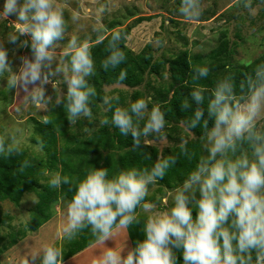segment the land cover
Listing matches in <instances>:
<instances>
[{
	"label": "clouds",
	"instance_id": "clouds-1",
	"mask_svg": "<svg viewBox=\"0 0 264 264\" xmlns=\"http://www.w3.org/2000/svg\"><path fill=\"white\" fill-rule=\"evenodd\" d=\"M241 4L255 15L253 0H241ZM105 10H111L109 4L102 7ZM177 11L188 22L198 21L202 0H180ZM11 16L15 21L10 24L19 33L9 32L8 43L29 49L30 56L19 57L16 71L7 48L0 44V77L5 78L7 88L22 90L24 104L44 108L53 104L45 86L62 77L67 91L55 97V107L63 106L69 124L91 119L90 102L98 95L88 79L96 70L92 37L66 36L69 21L58 0H5L0 19ZM70 19L77 23L80 13L74 12ZM93 32L96 43L107 39V55L100 66L105 71L117 69L127 59L120 45L128 35L113 30L108 38L99 29ZM66 38V44L58 43ZM209 73L206 64L191 66L190 99L180 104L181 112L189 113L180 126L193 134L200 130L199 152L188 147L189 137L181 135L178 154L158 155L150 165L111 175L109 168L92 165L82 178L57 172L49 179V187L71 193L59 235L70 242L87 232V248L103 246L91 264H264V62L255 64L238 82L226 70L211 88L201 83ZM126 78L127 71L121 70L117 84ZM149 99L139 98L124 107L118 95L102 97L111 118L101 124L117 129L122 137L130 134L132 150L145 161L153 160L145 150L152 144L149 137L167 139L166 112L157 104L149 107ZM19 145L17 135H0V155H21ZM181 159L195 162L194 167L170 190V206L161 207V200L168 203L167 196L148 199L150 186L163 180ZM30 166L25 159L18 171L23 173ZM135 228L144 238L130 247V230ZM121 234L128 235L125 247L106 246ZM19 264H65L64 252L60 246L45 243Z\"/></svg>",
	"mask_w": 264,
	"mask_h": 264
},
{
	"label": "rangeland",
	"instance_id": "rangeland-1",
	"mask_svg": "<svg viewBox=\"0 0 264 264\" xmlns=\"http://www.w3.org/2000/svg\"><path fill=\"white\" fill-rule=\"evenodd\" d=\"M4 3L5 0H0V11L3 10ZM106 4L110 5L111 10L101 11ZM179 4L180 0H58V6L63 8L65 18L69 21L66 36L75 35L80 39L91 36V45L96 43L93 28L108 35L113 30L119 31L132 26L129 38L125 41L126 47L138 53L149 44L154 60L166 61L184 50H188L191 56L198 55L204 58L211 50L218 47L223 38L228 41L226 67L237 68L248 65L260 57L264 58V2L261 0H253V7L256 8L255 15H250L242 7L241 0H202V15L198 21L193 22L186 21L179 14L177 11ZM74 12L80 13L77 23H72L70 19ZM148 16L154 18L134 24L138 17ZM10 21H15V16L9 17V20L0 19V44L7 48L12 67L18 71L21 63L19 57L30 56V50L19 48L18 44L8 43L9 32L15 30L19 33V29L11 25ZM25 38L27 37H21V40ZM157 40L161 43L157 44ZM58 43L66 44L67 38ZM57 51L59 52L60 49L58 48ZM4 79L0 77V135H5V133L17 135L20 139V149L43 158L44 151L31 142V138L35 135V122L43 120L52 108H56L55 97L61 93L66 94L67 86L62 77H56L51 84L45 86L46 95L52 97L53 104L44 108H36L31 103L24 104L22 99L25 93L22 90L19 93L17 89L9 90ZM169 82L170 77L166 65L162 77L146 74L144 82L134 89L120 84L104 86L102 89L105 95L121 94L125 104L130 103L131 93L137 89L142 93V98H150L149 107H151L156 104L155 91ZM97 105L98 109L91 119L81 118L83 125L80 132L84 137L101 125L106 106L103 102ZM88 123L92 126H88ZM165 133L167 139L162 142L154 136L149 137L152 139L151 146L156 147L160 153L178 145L181 135L189 137L190 140L196 138L180 124L167 125ZM46 176L48 177V174ZM158 189L160 192L157 191ZM149 196L155 198L167 196L168 203L164 204L161 200V207H169L171 204L170 190L157 183L150 186ZM36 202L37 197L34 193L23 194L18 205L6 200L0 202V249L3 244L8 243L11 233L26 229V223L30 220V212ZM66 202L63 199L59 200L47 223L35 232L27 231L26 236L16 245L0 253V264H19L23 257L39 250L45 243L60 246L65 252L68 241L64 240L59 232L65 223ZM87 250L68 259L65 264L72 263L78 259L76 257L83 256L84 252L87 255L96 249L89 252ZM93 258L95 256H91L85 264H91Z\"/></svg>",
	"mask_w": 264,
	"mask_h": 264
},
{
	"label": "trees",
	"instance_id": "trees-1",
	"mask_svg": "<svg viewBox=\"0 0 264 264\" xmlns=\"http://www.w3.org/2000/svg\"><path fill=\"white\" fill-rule=\"evenodd\" d=\"M153 18V16L138 17L134 24L150 21ZM131 29L132 26H128L119 31L129 36ZM111 35L112 32L105 36L110 38ZM106 44L107 39L103 43L91 45L96 70L95 74L88 79L89 83L95 86L98 94L90 102L92 113L97 111V104L102 102V97L105 95L102 88L117 84V77L121 70L127 71V78L120 85L134 89L144 82L146 74L162 77L163 70L167 65L170 82L155 91V103L166 112V126L172 123L180 124L179 121L189 115V113L181 112L180 104L185 98L190 99L192 65L206 64L210 68L209 77L201 83L205 87L211 88L213 81L225 75L226 70L230 69L238 82L252 71L255 64L264 62V58L260 57L245 66L226 67L228 41L224 38L220 41L218 47L211 50L204 58L198 55L191 56L188 50H184L166 61L154 60L149 44L145 45L140 52L134 53L126 47L125 41H122L120 46L127 57L126 61L115 70L105 71L100 64L107 55L105 52ZM189 59H191V65ZM118 96L120 97V105L126 107L136 99L142 98V93L137 89L134 90L131 93L129 104L124 103L121 94ZM46 117L48 118L47 123L45 118L35 122V135L31 138V142L44 151L45 156L43 158L28 153L24 149H21V155L12 157L0 155V202L6 200L18 205L25 193H34L37 197V202L30 212V220L26 223V229L11 233L8 243L2 245L0 253L16 245L20 239L26 236L27 231L35 232L47 223L52 217L54 207L59 200L67 201L71 198V193H68L64 188L54 189L49 187L48 181L51 174L59 172L61 175H68L73 179L82 178L85 170L94 165L97 168H109L111 175L121 169L150 165L158 155L178 154L180 151L178 145L165 149L161 153L156 147L145 148L142 145V148L151 152L153 156L152 161H145L142 160L138 152L132 150L131 135L122 137L118 130L110 125L101 124L95 131L84 137L80 132L83 125L82 119L74 124H69L62 105L52 108ZM105 118L110 119L111 112L106 111L103 113V119ZM88 126H92L91 123H88ZM194 132L196 138L190 140L188 147L199 152L201 150L200 130L196 129ZM25 159L30 161L31 166L20 173L18 170ZM194 163L189 164L186 160L181 159L179 164L170 170L163 180L157 181V184L171 190L176 186L177 181L182 182L183 176L194 167ZM157 191L160 192V189ZM154 198V196L148 197L150 200ZM143 238V234L139 232L138 228L130 230L131 247L135 246L134 241L136 239L142 240ZM89 239V234L84 232L77 239L68 241L64 252L65 261L87 249ZM124 240L123 236L115 239V241L121 242L120 245L124 244ZM115 244L113 245L112 240H110L106 243V246L114 247ZM102 249L103 247H97L96 250L91 251L92 249L89 248L87 251L91 252L87 255L84 252L83 256L76 257L78 259L75 258L76 260L70 264H85L86 260L91 259V256H96Z\"/></svg>",
	"mask_w": 264,
	"mask_h": 264
},
{
	"label": "crops",
	"instance_id": "crops-1",
	"mask_svg": "<svg viewBox=\"0 0 264 264\" xmlns=\"http://www.w3.org/2000/svg\"><path fill=\"white\" fill-rule=\"evenodd\" d=\"M120 236H123V238L125 239V240H124V244L120 245L121 242H117V241H112V242H113L114 244H115V243H118V244H116V245H117L118 247H119V245H120V248H123V247L126 246V243H127V240H128V235H127V234H121ZM120 236H118V237H120ZM118 237H117V238H118ZM123 245H124V246H123ZM128 245L131 247L130 241H128ZM114 247H115V246H114ZM87 249H88V248H87ZM87 249H86V250H87ZM80 253H81V252H80ZM85 253H86V252H85ZM85 253H84V254H85ZM78 256H79V255H78ZM71 258H72V257H71ZM69 259H70V258H69ZM66 261H67V260H66Z\"/></svg>",
	"mask_w": 264,
	"mask_h": 264
}]
</instances>
